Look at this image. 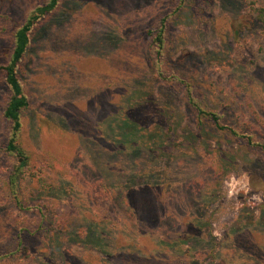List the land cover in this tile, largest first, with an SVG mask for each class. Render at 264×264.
I'll use <instances>...</instances> for the list:
<instances>
[{"label": "rangeland", "instance_id": "obj_1", "mask_svg": "<svg viewBox=\"0 0 264 264\" xmlns=\"http://www.w3.org/2000/svg\"><path fill=\"white\" fill-rule=\"evenodd\" d=\"M44 1L0 0V63L13 30ZM248 1L60 0L43 17L20 69L30 99L21 120L26 199L49 230L0 264H150L159 254H184L190 264H264V157L242 138L195 122L181 92L156 75L145 31L170 15L171 63L194 56L183 73L208 107L241 133L264 135V25L249 16ZM4 101L0 80V241L11 244L27 212L3 183L17 160L4 151ZM121 157L128 165L120 172ZM232 244L250 253L231 254Z\"/></svg>", "mask_w": 264, "mask_h": 264}, {"label": "trees", "instance_id": "obj_2", "mask_svg": "<svg viewBox=\"0 0 264 264\" xmlns=\"http://www.w3.org/2000/svg\"><path fill=\"white\" fill-rule=\"evenodd\" d=\"M59 3L60 0H45L41 4L35 5L28 12L24 21L12 32V48L7 57V62L0 63V80L5 87V101L2 116L4 120L8 121L4 151L7 156H14L17 158L16 162L12 164L11 169L8 171L7 177L3 183L7 188V193H9L13 205L19 210L28 213L23 217V220L17 218L15 222V227L17 229L13 237L15 240L11 244L7 241L4 242V240L2 242L0 241V261L28 248V239L39 237L41 234L47 237V232L49 230L46 223V216L43 214L41 208H38L34 202H28L26 199L27 190H25L24 182L28 179L29 172L26 169L28 155L21 113L28 108L30 99L22 82L20 69L30 47L32 34L35 28L39 25L43 17L55 11ZM179 3L180 5L189 3L194 4L195 0H179ZM248 3L249 16L251 19L264 25V7L257 5L253 0H249ZM195 7L197 8V5ZM169 17L170 15H159L155 18L153 25L145 30L148 39V41H146L148 43V52L155 57L154 68L156 70V75L161 80L165 81V83H171L181 92V98L188 113L199 126H209L220 131H228L230 134H234L236 138H242L249 146L257 147L264 157V135L253 136L249 133L243 134L232 125L225 123L222 115L218 111L208 107L204 95L195 83H193V80L185 75L187 73H183L184 70L189 69L188 67L194 66L196 58L194 56H188L185 59V66L171 63V59H169L165 52ZM118 131L121 133L123 141L126 142L124 140L127 139L125 136L129 134L127 125H120V130L118 129ZM122 148L124 147L122 146L120 150H122ZM120 159L123 163V165L119 166V171L121 172L126 168L128 162L126 157H121ZM145 160L146 154L143 152L142 157L134 161L133 168H135V170H140ZM98 169L101 170L102 168ZM106 175L107 172L105 174L99 173L102 179H105ZM192 184H196V181H193ZM0 187L2 189L3 185H0ZM36 208H38L37 211L35 210ZM176 209L179 210L178 218H182L184 214H186L183 208L177 207ZM180 215L181 217H179ZM14 216L16 217L15 214ZM19 225L22 226L19 228ZM182 226L183 223L178 221L177 226H175L176 232H178ZM195 231H200V229H196ZM198 244L199 243L195 244V246L197 247ZM235 246L239 245H229L226 247V251L231 254L238 250V252H243L242 254L248 255L250 253L244 247L239 246L235 248ZM192 248L195 249L194 246H192ZM182 250L183 249H181V251ZM201 250H198L199 253H202ZM210 252H212V250H210ZM170 258L171 257L168 256L167 259L163 257L162 254H159L157 259H155L156 261L150 264H190L191 262L184 257V254H176L174 257ZM222 261L224 260L219 258V262Z\"/></svg>", "mask_w": 264, "mask_h": 264}]
</instances>
